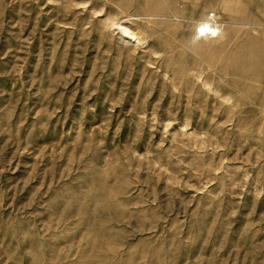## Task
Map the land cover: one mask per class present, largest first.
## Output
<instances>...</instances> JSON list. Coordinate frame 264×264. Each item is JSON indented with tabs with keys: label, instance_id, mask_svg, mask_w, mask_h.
Instances as JSON below:
<instances>
[{
	"label": "rangeland",
	"instance_id": "obj_1",
	"mask_svg": "<svg viewBox=\"0 0 264 264\" xmlns=\"http://www.w3.org/2000/svg\"><path fill=\"white\" fill-rule=\"evenodd\" d=\"M0 264H264V0H0Z\"/></svg>",
	"mask_w": 264,
	"mask_h": 264
},
{
	"label": "bare ground",
	"instance_id": "obj_2",
	"mask_svg": "<svg viewBox=\"0 0 264 264\" xmlns=\"http://www.w3.org/2000/svg\"><path fill=\"white\" fill-rule=\"evenodd\" d=\"M210 15L211 11H208L204 15L205 21L198 26L196 30L197 32L194 34V39L197 38L200 33H202L201 40L205 41H217L221 38V34L223 35V31H221L219 27L215 26V24H218L217 19L212 20ZM108 24L115 32L118 31L120 34H122L123 37H125L130 42L133 41L138 46L143 45L141 34L134 30H131L128 27L129 23L111 21Z\"/></svg>",
	"mask_w": 264,
	"mask_h": 264
}]
</instances>
